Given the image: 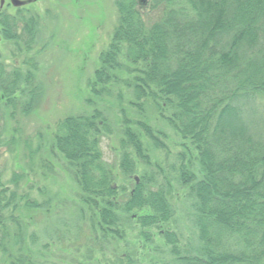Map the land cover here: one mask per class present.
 Masks as SVG:
<instances>
[{
	"label": "trees",
	"instance_id": "16d2710c",
	"mask_svg": "<svg viewBox=\"0 0 264 264\" xmlns=\"http://www.w3.org/2000/svg\"><path fill=\"white\" fill-rule=\"evenodd\" d=\"M116 3L119 22L88 80L86 101L103 102L120 82L132 92L127 105L137 110L136 117L124 106L123 90L114 106L123 123L119 169L134 184L130 190L120 184L105 161L101 143L113 127L103 110L66 117L57 124L50 152L69 163L81 192V213L89 216L94 232L118 241L126 239L122 227H166L156 233L166 250L156 245L152 232H140L155 256L150 264H264V0ZM17 15L0 10V43L8 40L27 51L25 68L16 60L11 70L0 52V149L20 141L19 128L6 137L1 121L15 119L18 112L29 115L38 97L36 58L28 53L36 30L30 19L23 17L22 23ZM147 105L180 140L182 150L171 168L189 186L198 243L192 247L183 245L175 227H167L175 222L173 181L152 161L146 144L168 151L167 136L150 123ZM35 153L31 150L30 157ZM140 162L145 164L141 172ZM46 166L50 171L51 164ZM2 177L0 171V264H37L25 227L36 211H49L51 200L35 199L32 185L19 192L28 173L14 172L7 182ZM38 191L44 195L43 187ZM136 257L123 258L144 264Z\"/></svg>",
	"mask_w": 264,
	"mask_h": 264
},
{
	"label": "rangeland",
	"instance_id": "374dc122",
	"mask_svg": "<svg viewBox=\"0 0 264 264\" xmlns=\"http://www.w3.org/2000/svg\"><path fill=\"white\" fill-rule=\"evenodd\" d=\"M20 1L24 4L14 6L11 0H0V9L5 6L4 10L7 8L12 14H18L21 21L23 17L30 19L31 26L36 30L33 50L28 53L36 58V83L39 89L35 107L29 115L18 112L15 119L1 121L6 137L12 135L14 127L19 128L20 141L13 148L6 146L0 149V171L4 182L9 181L14 172L28 173L29 177L20 182L19 192L28 191L32 185L31 193L35 199L51 200L49 211H36L30 226L25 227V240L31 248V258L37 264H128L123 257L129 253V258H137L138 253L140 261L143 259L144 264H150V259L154 260L155 256L140 232H152L157 240L156 245L163 247L162 237L156 233L164 231L166 227L160 230L139 225L122 227L126 231L125 241L104 238L103 232H94L88 222L89 216L81 213V192L69 163L61 154L50 152L58 122L69 116L90 114L95 109H101L113 127V133L104 137L101 143L105 161L114 167L120 184H124L128 190L133 187L134 179L128 180L119 169L121 156L118 151L123 123L119 107L114 106L117 103L116 95L123 90L126 94L124 106L129 115L136 117L137 110L127 105V101L133 98L132 92L120 82L114 85L113 94L103 102L90 105L86 101L89 96L88 80L93 79L99 67V56L110 44L119 22L116 0ZM0 52L9 70L16 66V60L17 66L25 68L22 64L27 51L16 49L10 41L2 40ZM123 77L128 78L129 75L124 74ZM154 110L147 105L146 115L150 117L152 125L166 134L168 151L154 149L150 141L146 144L151 151L152 161L161 164L173 181L174 191L170 199L176 211L175 222L167 227H175L183 245L192 247L198 243L197 231L189 215V186L182 185L177 172L171 168L176 165V156L182 150L180 140L172 126L158 117ZM33 149L36 153L30 157ZM48 162L52 166L50 171L46 166ZM144 165L143 162L139 163L140 172ZM137 175L139 177L140 173ZM39 187L44 188V195L38 191ZM163 250H166L165 247ZM160 256L169 259L166 253Z\"/></svg>",
	"mask_w": 264,
	"mask_h": 264
},
{
	"label": "water",
	"instance_id": "95a60500",
	"mask_svg": "<svg viewBox=\"0 0 264 264\" xmlns=\"http://www.w3.org/2000/svg\"><path fill=\"white\" fill-rule=\"evenodd\" d=\"M12 3L15 5V6H21L24 4V2L20 1V0H11ZM136 181L138 182L139 181V178L136 177Z\"/></svg>",
	"mask_w": 264,
	"mask_h": 264
},
{
	"label": "flooded vegetation",
	"instance_id": "af4514ba",
	"mask_svg": "<svg viewBox=\"0 0 264 264\" xmlns=\"http://www.w3.org/2000/svg\"><path fill=\"white\" fill-rule=\"evenodd\" d=\"M12 4H13V3H12ZM13 5H14V4H13ZM14 6H15V5H14ZM4 7H5V6H3L0 10L3 11L4 14L12 15V12H9L7 8H6V10H4ZM5 16H7V15H5ZM5 16L2 15V17H3V21H5Z\"/></svg>",
	"mask_w": 264,
	"mask_h": 264
}]
</instances>
